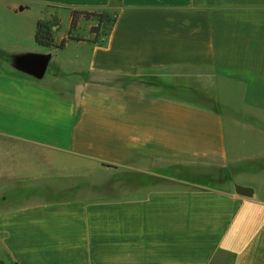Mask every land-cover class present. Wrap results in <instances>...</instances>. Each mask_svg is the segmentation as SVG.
I'll list each match as a JSON object with an SVG mask.
<instances>
[{
  "label": "crops",
  "instance_id": "crops-1",
  "mask_svg": "<svg viewBox=\"0 0 264 264\" xmlns=\"http://www.w3.org/2000/svg\"><path fill=\"white\" fill-rule=\"evenodd\" d=\"M0 9L1 264H264V0ZM61 10L115 19L38 51L39 20L67 37ZM24 55L49 56L41 78Z\"/></svg>",
  "mask_w": 264,
  "mask_h": 264
},
{
  "label": "trees",
  "instance_id": "trees-1",
  "mask_svg": "<svg viewBox=\"0 0 264 264\" xmlns=\"http://www.w3.org/2000/svg\"><path fill=\"white\" fill-rule=\"evenodd\" d=\"M69 17V33L66 38H62L60 41H55L52 36V24L41 20L37 21L34 32V42L36 46L45 49L61 50L64 48L67 40L75 42H90L82 38L71 36V31L76 28L77 22L80 18H83L84 20L95 18L98 21L96 26L90 28V33L95 35L96 38L99 35L101 23L105 21L112 25L115 19V16H111L106 13L87 12L82 10H70Z\"/></svg>",
  "mask_w": 264,
  "mask_h": 264
},
{
  "label": "rangeland",
  "instance_id": "rangeland-1",
  "mask_svg": "<svg viewBox=\"0 0 264 264\" xmlns=\"http://www.w3.org/2000/svg\"><path fill=\"white\" fill-rule=\"evenodd\" d=\"M40 10L43 12V15L45 17H47V14L49 15V12L53 11V8L50 6H46V7L40 8ZM69 14H70V10H61L60 11V13L58 15V19H59L58 20V32L59 33L64 32L66 34L68 32L69 26H68V22H67V18H68L67 16ZM0 18H1V21L7 22V24H8V22L9 23L13 22L12 20H16V18L13 17V15L8 14V13L2 11L1 9H0ZM18 20H20V22H22L20 24H24V25H28V23L30 24V16H29V18H27L26 16H24V17L20 16ZM80 28H81L80 31H77V32H79L80 34L81 33L83 34L86 32L83 27H80ZM76 30H77L76 28L73 29L71 31V33L76 32ZM35 49H37L38 51H44L45 50V48H41L38 46H35ZM9 149H10L9 151L11 152V154L14 156H22L24 154H29L28 156H33V157L39 156V155H36L38 153H33L32 150H30V152L29 151L26 152V151H21L18 149H11V148H9ZM34 165H37V164L35 163ZM39 185H40L39 183L36 184V186H39ZM13 189H14L13 186H8V187L5 186L2 188V192H4V194H5L4 196L6 197V200H4V202H12L11 197H12V193L14 192ZM0 202H3V200L1 201V199H0Z\"/></svg>",
  "mask_w": 264,
  "mask_h": 264
},
{
  "label": "water",
  "instance_id": "water-1",
  "mask_svg": "<svg viewBox=\"0 0 264 264\" xmlns=\"http://www.w3.org/2000/svg\"><path fill=\"white\" fill-rule=\"evenodd\" d=\"M49 56L46 55H24L17 59V65L23 72L41 78L47 68ZM237 195L251 197L252 189L240 185H234Z\"/></svg>",
  "mask_w": 264,
  "mask_h": 264
}]
</instances>
